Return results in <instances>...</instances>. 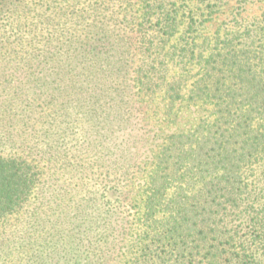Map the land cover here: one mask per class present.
Masks as SVG:
<instances>
[{
  "label": "trees",
  "instance_id": "16d2710c",
  "mask_svg": "<svg viewBox=\"0 0 264 264\" xmlns=\"http://www.w3.org/2000/svg\"><path fill=\"white\" fill-rule=\"evenodd\" d=\"M108 4L0 0V49L24 50L28 60L68 50L63 54L75 74L65 88L70 85L83 108L96 110L103 98L111 108L120 91L130 94V190L122 186L130 197V224L112 247L107 238L122 222L120 216L104 218L92 242L102 251L97 264H262L253 246L264 236V178H258L264 174V19L238 34L198 41L191 21L187 30L180 28L184 22L170 0H140L131 19L130 0L102 16ZM129 23L136 33L130 57L137 58L130 83L105 79L101 50ZM38 42L45 53L35 52ZM15 95L22 127L36 120L51 129L61 123L49 116L52 107H63L56 105L58 95L42 99L39 90L16 85ZM14 107L1 99L0 117L17 115ZM53 135L52 143H63L58 132ZM97 144L87 141L81 151L88 165L105 161ZM37 179L27 159L0 156V215L20 206ZM114 179L93 183L119 189Z\"/></svg>",
  "mask_w": 264,
  "mask_h": 264
},
{
  "label": "rangeland",
  "instance_id": "374dc122",
  "mask_svg": "<svg viewBox=\"0 0 264 264\" xmlns=\"http://www.w3.org/2000/svg\"><path fill=\"white\" fill-rule=\"evenodd\" d=\"M139 1L130 0V19ZM170 1L184 22L180 28L187 30L191 21L198 41H212L224 33L235 35L246 28H253L264 19V0ZM122 2L110 0L109 7L105 6L101 11L102 16L107 15L106 10L110 8L118 10ZM135 35L129 23L113 37L115 41L110 39L109 45L102 48L99 62L104 59L105 79L114 75L120 81L130 83L131 69L137 59L130 57L134 52ZM42 44L35 43V47L32 44L35 52H44L46 48ZM54 44L50 43L55 48ZM23 51L16 47L0 49V100H11L17 113L9 119L0 117V156L27 159L35 166L38 179L30 196L20 206L12 213L0 215V264H97L96 258L102 251L99 252L92 242L102 229L104 218L120 216L118 220L122 222L107 238L108 245L112 247L122 240L127 232L124 228L130 224V197L122 193V186L130 180V137H133L130 131V94L122 90L118 97L111 96L114 102L111 108L106 105L105 98L101 99L102 103L96 110L83 108L79 102L76 103L72 88L69 89L72 82L68 80L69 75L75 72L69 74L73 68H70V58L63 54L68 50L51 49L49 54L43 53L45 58L30 60ZM25 55L28 59L22 57ZM19 68L32 75L25 76ZM93 74L88 75L89 78ZM95 77L100 78L101 75L97 73ZM4 84L10 87H4ZM65 84L70 85L65 88ZM15 85L24 91L39 90L42 99L51 93L58 95L60 100L56 105L62 103L63 107H52L49 116L61 123H53L55 128L51 129L48 123L36 120L32 127H22ZM55 131L63 137V143H52ZM90 140H97L98 147L105 153V161L94 166L85 162L86 156L81 160V151L84 152V145ZM54 149H60V152ZM103 177L118 178L119 189H103L93 183ZM261 177L264 178V174L258 178ZM107 185L110 186L109 183ZM128 186L126 190H130L129 183ZM92 202L96 204L95 209L90 207ZM261 202H264V197ZM48 254L56 259L49 261ZM253 254L264 264V236L256 240Z\"/></svg>",
  "mask_w": 264,
  "mask_h": 264
}]
</instances>
